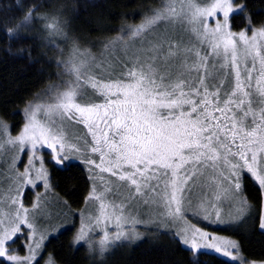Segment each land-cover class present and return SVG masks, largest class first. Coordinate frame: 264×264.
<instances>
[{"label":"snow or ice","instance_id":"obj_1","mask_svg":"<svg viewBox=\"0 0 264 264\" xmlns=\"http://www.w3.org/2000/svg\"><path fill=\"white\" fill-rule=\"evenodd\" d=\"M245 7L246 5H240L234 8L233 0H210L204 7L189 4L187 11L182 10L178 14L175 8L169 5L166 10L155 12L132 29V36L138 37L164 19H179L181 22L186 20L189 25L198 26L193 27L192 31L202 41L207 42L211 49L209 55L224 60L221 69L230 63L235 71L234 87L225 91L223 97L221 89L225 87L224 84L209 83L215 77L207 69L208 55L200 56L198 51L193 52L192 49L182 53L179 46L174 49L172 45L165 49L164 44L157 41L144 50L148 59L145 62L137 61L140 70L129 72L128 83L123 79L100 83L91 77L82 81L81 73L87 67V61H68L67 71L75 75L76 83L69 84L65 91L58 90L60 85L50 86L49 93H54L55 103L31 106L25 128L18 137H9L7 143L19 145L21 153L29 149L35 152L39 147H47L53 155V161L64 165L71 157L64 154L66 145L62 129L51 119L47 124L42 123L37 119V115L43 112L46 116L54 114L61 120L67 118L82 122L93 136L94 146L91 151L101 153L102 162L106 154L113 157L109 161L111 167L103 168L102 171L117 176L119 170V180L130 182L135 186L137 193L142 187H151V182L159 180L161 174L168 178L165 189L171 187V192H165L164 205L168 209V215L172 217H182L185 214L183 193L189 190L188 186L195 179L199 167L212 164L223 168L228 172V176L221 174V178L228 182L234 179L236 182L232 187L236 191L241 189L239 174L244 170L264 186V168L257 170L255 167L257 153H264V106L260 108L258 120L253 111L254 103L264 105V87L260 86L261 81H257L256 93L252 92L251 71L245 68L249 81L246 85L241 79L238 60L239 46H244L246 54H250L249 50L257 48L258 39L264 41V25L252 31V36L249 37L246 31L238 34L231 32L229 24L230 14L242 12ZM217 13L222 14L223 20L216 21L215 27L209 28L205 21L215 17ZM29 18L31 14L25 17L24 23H27ZM48 27L59 31L57 22ZM256 55L259 56L260 53L257 52ZM186 57L192 58L196 63L189 66ZM261 67L264 68V58H261ZM170 70L176 71L174 83L170 82L173 79ZM193 71L197 73L194 80L191 78ZM261 74L264 75V72ZM89 83L105 97L104 104L82 105L77 102L78 99L84 98L82 84ZM185 88L188 91H184ZM186 106L188 110H185ZM101 124L104 129L100 128ZM0 127L5 130L7 128L2 124ZM79 150L74 145L68 146V151ZM87 163L101 167L93 160H88ZM31 169L30 162L25 171L19 174V179L26 185L33 186L36 181H43L47 187V173L41 170L33 180L28 178ZM90 198L102 200L103 196L93 195ZM12 204H19L20 207L11 215L6 226L4 220L0 219V257L6 256L13 264H31L36 260V252L31 246L30 255L24 258L8 255L9 249L5 247L21 234L22 226L34 230L33 224L28 221L29 210L24 208L19 200L12 199ZM33 207H38V204ZM104 207L102 204L101 208ZM113 207L120 210L118 206ZM7 215L0 213V217ZM215 215L219 222L220 212L217 210ZM123 219L122 215L116 217L117 227H120V221ZM201 219L207 220L208 217ZM260 227L264 229V222ZM185 231H191L192 239L189 241L182 238L180 242L189 246L194 255L205 247L221 252V246L217 244L197 243V239L215 240V237H210L194 225ZM86 235L82 227L76 241L85 239ZM122 238L127 239L128 234L120 231L110 238L105 233L101 244L106 248ZM226 243L232 248L237 247L233 242ZM39 247L40 244L36 243L35 248ZM232 259L235 260L236 257Z\"/></svg>","mask_w":264,"mask_h":264},{"label":"rangeland","instance_id":"obj_2","mask_svg":"<svg viewBox=\"0 0 264 264\" xmlns=\"http://www.w3.org/2000/svg\"><path fill=\"white\" fill-rule=\"evenodd\" d=\"M210 0H161L160 7L154 11H164L167 6L171 5L175 8L176 12L180 14L182 10L187 11L189 4H194L200 7L206 6ZM233 7L238 8L233 0ZM150 15L147 18H150ZM231 16V14H230ZM48 21L44 17H39ZM222 21L223 16L221 13H217L215 17L209 18L205 21L209 28L215 27L216 21ZM145 21V20H144ZM143 20L138 24H142ZM230 22V17H229ZM53 24V23H52ZM136 25L135 28L138 26ZM59 25L57 24V28ZM193 26L189 25L186 20L181 22L179 19L160 20L151 30H146L138 37L132 36V28L130 31L122 33L119 37H116L109 43H105L101 46L92 49L79 48L77 45H72L68 40L67 34L59 29V31L53 30V33L60 38V42L57 44V50L63 56L58 59L61 71L55 82L50 83L43 90H41L31 101H29L23 108L22 113L24 117V123L20 132L16 135H11L8 125L6 123H0L7 126L6 130L0 127V213H6L7 216H2L0 219L4 220V226L8 224L11 215L15 213V210L20 207L19 204L13 205L12 199L19 200L23 207L28 209V221L33 224L34 230H27V237L30 240L27 249V256L30 255L29 246H31L35 252L36 243H41V237L48 232V225H65L69 223L71 215L66 211L64 205L58 201L56 197L52 195L49 185V171L48 163L62 166L53 161V155L50 154V150L47 147H39L35 152L29 150L20 152L19 145L8 144L9 137H18L22 130L28 123V117L31 113V106L35 104H52L55 103L53 99L54 93H49V88L52 85H60L59 91H65L69 84L76 83V77L73 73L67 71V62L75 60L77 63L81 60L87 61V67L81 73V80H87L91 77L93 80L100 83H109L115 80H120L118 77H125L123 80L125 83L130 82L128 76L130 71H139L140 65L137 61L145 62L148 57L144 54V50L150 45L160 41L164 44L165 49L169 45H172L175 49L179 46L180 52H185L187 49H192L193 52H199L200 56L208 55V72L215 77L209 81L211 84L223 83L225 87L221 89V95L225 91L230 90L235 84V71L232 69L230 63L221 69V65L224 64V60L221 57H215L209 55L211 49L207 42H204L198 37V35L192 31ZM261 27V26H260ZM260 27H253L246 31L249 37L252 36V31L259 29ZM230 31L238 34L241 31ZM250 54H246L244 46L238 47V60L241 71V79L245 81L246 85L249 83L245 75V68L251 71L252 79L250 81L252 85V92L256 93L257 81H261L262 87H264V68L261 67V58H264V41L258 39L257 48L249 50ZM259 52L260 55H256ZM189 66H192L196 61L190 57H186ZM173 74V79L170 82L175 81V70H170ZM162 74V73H161ZM197 73L193 71L191 78L194 80ZM115 79H108V78ZM166 83L169 81H165ZM83 99H78L77 102L84 104H104L105 97L100 94L98 90H94L91 84H82ZM212 91L213 89H209ZM247 90V88H245ZM184 91H188L187 88ZM193 99H198L193 97ZM255 99V97H254ZM264 105L253 104V111L256 114L257 120L260 116V108ZM187 109V106L185 107ZM37 119L42 123L47 124L51 119L55 121L63 132L64 143L66 145L65 155L70 156V160L66 161L67 164L72 161H81L91 178V187L84 206L79 210V221L75 230L74 242L76 244H84L90 252H96L95 255H102L113 244H109L104 248L101 241L104 240L105 233L111 238L123 231L128 234L127 239H121L115 243L129 240V243H134L140 238L151 232H167L173 237L177 238L180 242L182 238H187L189 241L192 239L191 231H185L190 226L199 228L202 232L207 233L210 237H215V240L197 239L198 244H217L221 246V252H216L211 248H201L200 251H206L218 255L226 260L236 262L239 264H264V260H250L247 259L241 251L239 241L229 235L220 233L216 228H235L245 225L251 218L252 206L247 201L245 195L242 193V189L236 191L232 185L236 182L234 179L231 182L225 181L221 178L228 176V172L219 166H213L208 164L207 166L199 167L198 173L195 179L190 182L189 190L183 193L184 195V209L185 214L182 217H172L168 215V209L164 205L165 192H171V187L165 189V185L168 182V178L161 174L159 180H153L151 187H142L141 191L137 193L135 186H132L130 182L121 181L117 176H113L111 172L102 171L103 168L111 167L109 161L113 159L110 155H105L102 162L100 157L101 153H93L91 148L93 144V136L88 131V127L82 122L77 120L59 118L54 114L46 116L43 112L37 115ZM251 117L249 118V121ZM101 129H104V125H100ZM99 136L100 133H97ZM75 146L79 148V152L68 151V146ZM235 150V149H233ZM88 160L95 161V164L101 165L100 168L95 165H89ZM32 164V169L29 173V179L35 180L36 173L43 170L47 173V187L43 181H36L35 185H26L21 179L19 174L23 173L25 169ZM47 166V168H46ZM255 167L257 170L264 168V153H257V162ZM248 174L260 187L262 192V201L260 207L259 229L263 230L260 225L264 222V186L259 184V181L255 179L251 173L244 170L241 172L239 183L242 188V176ZM38 185V186H37ZM26 187L33 188V196L31 206L25 205L23 201V193ZM156 188V191L151 190ZM93 195H102V200L90 198ZM38 207H33L37 205ZM104 205V209L101 205ZM212 205L213 207H210ZM113 206H118L120 210H117ZM206 209V211H205ZM220 212V221H217L215 212ZM123 216L124 219L120 221V227H117V216ZM207 216V220L201 219V217ZM43 224V228L41 227ZM26 227V226H25ZM84 228L87 235L85 239L76 241V237L80 233L81 228ZM27 228V227H26ZM58 229V228H57ZM26 230V229H25ZM179 234V235H177ZM131 239V240H130ZM226 242H233L237 245L236 248H232L230 244ZM180 244L191 250H193L180 242ZM197 252V253H198ZM229 253L225 255L224 253ZM196 253V254H197ZM8 255H16L15 253H9ZM6 257V256H5ZM236 257V259H232ZM7 258V257H6ZM24 258V257H23ZM47 264H53L48 261Z\"/></svg>","mask_w":264,"mask_h":264},{"label":"trees","instance_id":"obj_3","mask_svg":"<svg viewBox=\"0 0 264 264\" xmlns=\"http://www.w3.org/2000/svg\"><path fill=\"white\" fill-rule=\"evenodd\" d=\"M234 3L246 7L231 14L229 24L233 31L250 30L249 18L251 28L264 25V0ZM160 4L161 0H0V123L8 125L11 135L18 134L24 123L22 108L57 80L61 71L58 59L63 54L57 50L60 38L48 27L53 22L67 34L72 45L90 50L135 28ZM29 14L31 18L24 23ZM47 165L52 195L65 206L71 219L59 227L48 225L31 264H239L206 251L194 255L165 231L146 233L134 243H115L102 255H95L84 244L74 242L78 212L91 187L87 168L81 161ZM241 189L252 206L251 218L245 225L216 230L236 238L247 259L264 260V231L258 227L262 192L248 174L242 176ZM33 192V188L24 189L25 205L31 206ZM27 230L22 226L21 234L5 245L9 253L20 258L27 256ZM0 264L13 262L0 257Z\"/></svg>","mask_w":264,"mask_h":264}]
</instances>
